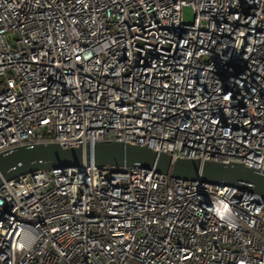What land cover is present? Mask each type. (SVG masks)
I'll return each mask as SVG.
<instances>
[{
	"label": "built area",
	"instance_id": "obj_1",
	"mask_svg": "<svg viewBox=\"0 0 264 264\" xmlns=\"http://www.w3.org/2000/svg\"><path fill=\"white\" fill-rule=\"evenodd\" d=\"M96 141L264 172V0H0V152ZM0 264H264V198L140 166L25 173L0 185Z\"/></svg>",
	"mask_w": 264,
	"mask_h": 264
},
{
	"label": "water",
	"instance_id": "obj_2",
	"mask_svg": "<svg viewBox=\"0 0 264 264\" xmlns=\"http://www.w3.org/2000/svg\"><path fill=\"white\" fill-rule=\"evenodd\" d=\"M109 166H140L154 168L184 180H199L212 184H227L246 189L264 198V172L240 163L200 161L172 158L168 153H156L144 145L120 141L62 145L57 142H37L16 145L0 152V185L3 180L37 171L82 163Z\"/></svg>",
	"mask_w": 264,
	"mask_h": 264
},
{
	"label": "rangeland",
	"instance_id": "obj_3",
	"mask_svg": "<svg viewBox=\"0 0 264 264\" xmlns=\"http://www.w3.org/2000/svg\"><path fill=\"white\" fill-rule=\"evenodd\" d=\"M182 19L186 23H191L193 20V11L189 4L182 6Z\"/></svg>",
	"mask_w": 264,
	"mask_h": 264
}]
</instances>
